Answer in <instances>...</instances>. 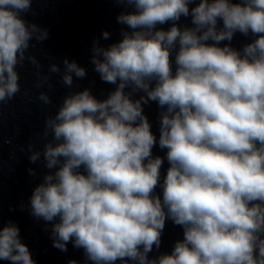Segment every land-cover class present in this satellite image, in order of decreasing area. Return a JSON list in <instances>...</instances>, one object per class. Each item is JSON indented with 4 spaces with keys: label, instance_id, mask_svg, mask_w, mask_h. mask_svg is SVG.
Instances as JSON below:
<instances>
[{
    "label": "clouds",
    "instance_id": "1",
    "mask_svg": "<svg viewBox=\"0 0 264 264\" xmlns=\"http://www.w3.org/2000/svg\"><path fill=\"white\" fill-rule=\"evenodd\" d=\"M117 2L134 9L117 16L132 31L122 29L107 48L94 41L91 57L101 80L117 87L104 100L88 89L67 95L45 122L43 135L53 141L43 153L29 145L31 162L43 155L45 167L56 169L33 190L32 216L59 218L53 247L67 251L72 242L93 264H264V0H200L191 9L194 0ZM31 3L0 0V106L21 91L16 69L25 60L37 69L35 87L50 79L27 55L32 40L48 38L21 18ZM189 15L193 27L175 23ZM169 21L168 30L157 29ZM236 32L256 38L240 51L219 46ZM63 66L66 86L86 76L75 61ZM49 73L60 74V66ZM137 91L146 95L133 100ZM38 99L51 103L46 92ZM149 101L165 109L158 143L170 167L162 199L154 192L163 159L152 156L157 140L143 113ZM166 219L183 227L184 239L149 260ZM19 232L11 221L0 228V260L35 264Z\"/></svg>",
    "mask_w": 264,
    "mask_h": 264
}]
</instances>
